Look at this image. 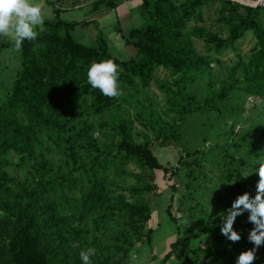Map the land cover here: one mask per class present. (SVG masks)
Returning a JSON list of instances; mask_svg holds the SVG:
<instances>
[{"label": "rangeland", "instance_id": "1", "mask_svg": "<svg viewBox=\"0 0 264 264\" xmlns=\"http://www.w3.org/2000/svg\"><path fill=\"white\" fill-rule=\"evenodd\" d=\"M96 1L41 0L44 20L34 30L41 31L44 22L53 17L51 3L55 2L63 11V19L77 23L73 33L76 40L97 46L102 32L113 55L120 59L134 55V47L126 43L122 34L144 24L142 0H117L115 7L95 4ZM219 10L218 3L208 5L203 25L226 39L229 29L218 20ZM11 39L12 35L0 38V100L7 97L20 69L21 48L4 45ZM193 39L196 52L207 59V64L180 70L160 67L148 87L140 85L137 91L120 93L102 112H82L75 127L62 135V148L54 146L45 133L44 145L52 148L47 159L54 169L73 166L72 153L79 159L76 165H90L88 152L91 156L94 149L79 133L84 120L94 126L92 138L102 149L115 150L128 137L135 144L148 143L169 169L143 167L133 158L125 166L129 174L120 177L113 171L115 186L111 192L125 196L132 205H147L151 208L150 218L138 220L127 212L124 220L114 224L119 232L124 225L125 242H115L104 231L89 230L80 239L67 235L64 242L70 252L69 264H81L82 249L94 252L90 255L92 264H185L190 245L209 241V237L219 233L218 213L227 210L245 191L255 195L259 177L252 171L256 162L264 163V97L249 92L247 65L256 39L252 32L220 46L206 38ZM56 65L60 66L57 62ZM86 108L83 102L80 111ZM123 156H117V166ZM8 160L0 171L8 183L17 180L32 188L38 185L35 160H20L12 152ZM175 168L176 174L172 175ZM245 174L250 175L242 178ZM4 190L0 186V246L7 248L15 223L2 204L14 202ZM96 217L88 219L90 228ZM247 217V212L237 216L234 224L247 222ZM149 229L153 231L151 245ZM250 229L246 226L245 233ZM59 242L58 237H51L43 247ZM174 243L173 254L165 260ZM79 244L77 254L75 246ZM201 263L212 264L204 259Z\"/></svg>", "mask_w": 264, "mask_h": 264}, {"label": "trees", "instance_id": "2", "mask_svg": "<svg viewBox=\"0 0 264 264\" xmlns=\"http://www.w3.org/2000/svg\"><path fill=\"white\" fill-rule=\"evenodd\" d=\"M116 1L97 0L95 4L115 7ZM213 3L220 4L218 20L229 29L226 39L207 31L203 25L204 9ZM51 4L53 17L44 22L34 41L22 43L16 80L7 97L0 100V171L9 163L8 155L12 152L20 160H35L34 172L39 178L38 185L32 188L17 180L8 183L5 175H0V186L14 202H4L2 206L15 223L7 248L0 246V264H69L70 252L64 242L67 235L80 239L89 230L104 231L115 242H125L124 225L119 232L114 224L124 220L127 212L138 220L150 218L151 208L147 205H132L125 196L111 192L115 186L111 173L114 171L120 177L129 174L125 166L133 158L143 167L169 171L148 143L135 144L124 137L116 151L110 147L102 149L92 138L94 126L84 120L79 133L94 149L91 156L88 152L90 165H76L79 159L73 153L70 160L74 165L63 170L54 169L47 159L52 148L44 145L45 133L54 146L62 148V135L75 127L82 112H102L114 102L115 97L104 96L87 83V69L93 62L112 59L119 65L120 93L137 91L138 86L151 84L160 67L180 70L207 64V59L196 52L193 38H206L220 46L252 32L256 43L247 65L248 90L264 97L262 5L251 7L232 0H142L144 24L122 34L135 53L120 59L111 53L102 32L97 46L76 40L73 33L77 23L63 19L62 9L55 2ZM13 43L11 39L4 45ZM83 102L87 108L80 111ZM122 154L117 166V156ZM176 170H172V175ZM95 215L94 227L90 228L88 219ZM246 226L253 227L248 221L233 225L241 233L237 242L227 240L219 231L209 241L190 245L185 264H202V259L212 264H235L237 253L252 248ZM152 232L149 229V245ZM51 237H58L60 242L43 247ZM172 246L165 260L173 254L176 243ZM79 250L80 244L75 246L77 254ZM254 264H264V245L257 249Z\"/></svg>", "mask_w": 264, "mask_h": 264}, {"label": "clouds", "instance_id": "3", "mask_svg": "<svg viewBox=\"0 0 264 264\" xmlns=\"http://www.w3.org/2000/svg\"><path fill=\"white\" fill-rule=\"evenodd\" d=\"M43 20L41 0H0V38L12 35L13 48L16 50L22 47L24 41H34L37 38L38 32L34 29ZM86 75L87 83L102 95L115 97L120 94L119 65L112 59L93 62ZM252 172H256L259 177L255 195L245 191L232 201L227 210L218 213L220 232L229 241L241 240V233L233 227L237 216L247 212L248 222L253 225L247 235L252 248L241 251L235 264H253L257 249L264 245V163L256 162ZM249 175L245 174L242 178ZM90 255H94L91 249H82L79 253L81 264H92Z\"/></svg>", "mask_w": 264, "mask_h": 264}, {"label": "water", "instance_id": "4", "mask_svg": "<svg viewBox=\"0 0 264 264\" xmlns=\"http://www.w3.org/2000/svg\"><path fill=\"white\" fill-rule=\"evenodd\" d=\"M232 1H236L243 5L251 6V7L264 5L263 0H232Z\"/></svg>", "mask_w": 264, "mask_h": 264}, {"label": "bare ground", "instance_id": "5", "mask_svg": "<svg viewBox=\"0 0 264 264\" xmlns=\"http://www.w3.org/2000/svg\"><path fill=\"white\" fill-rule=\"evenodd\" d=\"M263 3H264V0H263Z\"/></svg>", "mask_w": 264, "mask_h": 264}]
</instances>
